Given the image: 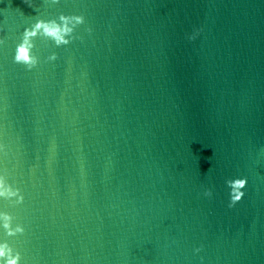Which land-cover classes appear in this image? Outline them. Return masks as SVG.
<instances>
[{"label": "water", "instance_id": "water-1", "mask_svg": "<svg viewBox=\"0 0 264 264\" xmlns=\"http://www.w3.org/2000/svg\"><path fill=\"white\" fill-rule=\"evenodd\" d=\"M0 264H264V0H0Z\"/></svg>", "mask_w": 264, "mask_h": 264}]
</instances>
